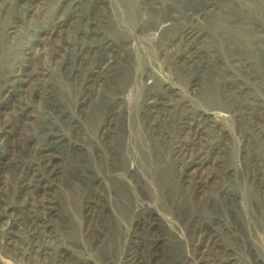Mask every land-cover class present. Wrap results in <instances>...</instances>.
Instances as JSON below:
<instances>
[{
  "label": "rangeland",
  "instance_id": "1",
  "mask_svg": "<svg viewBox=\"0 0 264 264\" xmlns=\"http://www.w3.org/2000/svg\"><path fill=\"white\" fill-rule=\"evenodd\" d=\"M0 264H264V0H0Z\"/></svg>",
  "mask_w": 264,
  "mask_h": 264
}]
</instances>
